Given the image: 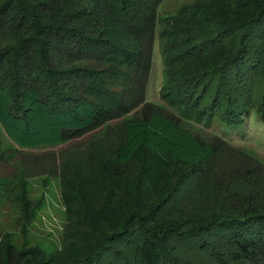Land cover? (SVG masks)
Returning a JSON list of instances; mask_svg holds the SVG:
<instances>
[{
    "label": "trees",
    "instance_id": "trees-1",
    "mask_svg": "<svg viewBox=\"0 0 264 264\" xmlns=\"http://www.w3.org/2000/svg\"><path fill=\"white\" fill-rule=\"evenodd\" d=\"M162 1L0 0V124L23 148L62 146L63 198L97 233L1 243L0 264H264V162L228 131L264 123V0L158 18ZM157 23L164 104L147 97ZM101 185L126 216L92 213ZM144 191L170 195L144 209ZM177 201L189 218L159 224Z\"/></svg>",
    "mask_w": 264,
    "mask_h": 264
},
{
    "label": "rangeland",
    "instance_id": "rangeland-1",
    "mask_svg": "<svg viewBox=\"0 0 264 264\" xmlns=\"http://www.w3.org/2000/svg\"><path fill=\"white\" fill-rule=\"evenodd\" d=\"M191 2L194 0H163L158 6L157 17L175 14L182 6ZM156 28L147 97L155 103L164 104L160 92L165 82L162 51L164 39L158 35L161 30L159 23ZM177 29L173 27L172 30ZM169 39L173 40L174 37L170 35ZM249 119L247 126L229 128L228 131L233 132L230 135L235 144L264 162V123L256 112L252 113ZM242 133L252 137L242 138ZM0 144V244L14 241L17 244H39L48 251L57 246L65 250L75 243L87 241L89 232L97 234L92 222L86 225L76 222L75 214L70 212L63 198V177L60 174L61 145L40 149L23 148L6 134L1 124ZM105 189L107 187L103 185L95 188V195L98 196L95 204L99 209H90L92 213L103 221L105 212L111 213L115 218L126 216L130 211L129 200L126 202L128 197H109ZM185 193L187 191H183L182 195ZM207 193L212 192L209 189ZM146 196L149 198L145 199L147 202L144 209H151L155 204H165L168 199V196L162 199L164 195L153 197L144 191L142 198ZM177 203L167 206L164 215H157L159 224H175L179 218H189L187 204L179 201ZM27 204H30V210ZM190 204L191 200L188 205ZM77 205L79 204L76 203L75 207ZM212 205L214 204H210Z\"/></svg>",
    "mask_w": 264,
    "mask_h": 264
}]
</instances>
